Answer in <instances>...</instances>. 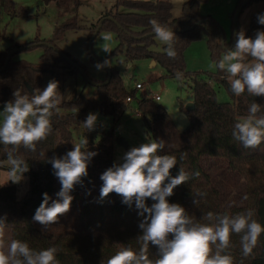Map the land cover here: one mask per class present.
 <instances>
[{
    "label": "trees",
    "instance_id": "trees-1",
    "mask_svg": "<svg viewBox=\"0 0 264 264\" xmlns=\"http://www.w3.org/2000/svg\"><path fill=\"white\" fill-rule=\"evenodd\" d=\"M244 1H238L236 13ZM252 1L262 2L264 6V0ZM208 2L209 0H185L182 15L175 18L170 0H117L115 13L103 21L102 26L93 25L90 37L94 42L97 30L100 28V33L106 21H110L109 30L119 34L121 46H126L127 49L132 43L139 44L155 37L149 23L151 19L158 20L174 32L176 37L174 48L177 52L174 60L167 56L166 51L159 55L145 53V56L155 59L171 77L176 78L177 72L182 73L183 78L178 80L179 82L186 79L192 81L194 108L188 110L181 105V110L185 111L189 119V126L185 130H180L165 107L152 97L145 96L139 99L137 104V112L151 141L162 139L166 143L160 154L177 157V165L170 170V176H177L182 167L190 177L185 184L174 189V194L168 201L180 204L195 221L205 222L201 218L209 211L231 217L251 210L253 218L264 226V143L257 149H245L232 137L234 123L241 116L247 115L251 103L254 101L258 103V97L249 96L247 92L239 97L234 96L225 74L219 69L215 73H209L206 79L200 78L198 72L187 70L186 53L191 45L201 41L204 35L213 62L222 57L225 48L230 49L229 46L233 48L236 43L234 39L238 33L239 20L237 33L234 20L232 40L227 41L220 24L201 11L202 6ZM121 7L130 11L120 12ZM261 13H264V8L253 15L248 36L250 34L255 36L258 30L264 31V26L257 21V16ZM79 28L76 15L57 27L51 39L35 45L34 47L43 48L41 63L32 64L25 60H15L13 56L8 68L4 72L0 71V105L4 106L6 102L13 100V92L16 89L21 90L22 94L31 95L34 89L43 90L50 80H55L58 82L59 92L62 73L70 75L82 73L81 71L86 73L82 64L59 50L56 45L67 30ZM4 37L5 33L0 30V41ZM220 41L223 44H220ZM9 53L7 50H0V70L4 67ZM127 54L133 59L142 56L130 52ZM84 72L82 74H85ZM109 74L110 82L97 87L98 99L90 100L82 93L74 101L62 102L59 105L60 111L53 117V131L46 140L37 144L36 151H26L21 146L14 154L24 160L29 167V171L24 173L29 177L26 195L19 200L15 185L0 187V218L6 217L5 228L11 230L12 239L24 241L36 251L55 247L59 264H107V260L124 247H131L136 252L140 249L136 239L142 234L138 227L142 218L138 216L135 205L129 208L122 203V197L115 193L109 194L103 200L100 199L102 186L100 176L116 163V144L119 137L112 129L102 140L96 141L92 131H87L82 125L92 110L103 116L117 118L119 109L125 104L126 99L133 100L135 97L136 92L126 88L118 72L110 69L108 76ZM86 77L92 80L89 75ZM213 83L226 90L230 97L229 102L219 101ZM74 127L83 128L84 137L88 140L87 150L97 152L98 155L89 163L88 176L84 178L83 186L76 185L70 193L74 197L70 210H75L73 214L78 223L77 229L54 237L41 231L33 216L42 203L44 193L51 197L49 206L57 199L56 193L60 191L61 185L53 175L52 165L48 161L53 157H63L73 149ZM184 152H187V156L181 160V154ZM6 161L7 147L0 145V168ZM217 169L239 176L245 181L247 197L245 205L223 206L221 191L213 177V172ZM197 172L199 176L195 175ZM198 192L206 195L197 197ZM193 198L199 199L200 203L194 206ZM152 203L150 199L147 201L148 206ZM239 241L240 237L233 233L227 252L232 256L233 264H264V233L261 234L252 255L247 258L242 255ZM148 255L155 261L158 258L157 248L150 244Z\"/></svg>",
    "mask_w": 264,
    "mask_h": 264
},
{
    "label": "clouds",
    "instance_id": "clouds-1",
    "mask_svg": "<svg viewBox=\"0 0 264 264\" xmlns=\"http://www.w3.org/2000/svg\"><path fill=\"white\" fill-rule=\"evenodd\" d=\"M257 21L264 26V13L257 16ZM149 23L155 38L167 45V56L174 60L177 56L174 32L156 19ZM103 39L111 41L112 36L106 34ZM103 51L109 52L107 43ZM106 66H109L108 60L95 65L97 70ZM214 67L225 74L234 96L247 92L252 97H264V31L258 30L255 39L246 38L244 31H239L234 47L225 48ZM182 78L183 74L177 72L176 79ZM58 87L57 81L50 80L43 90L34 89L31 95L16 89L14 99L6 102L0 112V145L7 147V161L11 166L8 176L14 184L21 182L24 173L29 171L27 163L14 154L21 146L26 151L35 152L37 144L46 140L53 131V117L60 111L62 100ZM262 108L264 106L252 102L247 115L234 123L232 137L245 149H257L264 143ZM97 119L98 114L89 113L82 125L91 132ZM165 144L161 139L133 147L125 153L122 163H114L100 176V199L115 193L129 208L134 204L142 218L138 225L142 234L136 239L140 244L139 251L124 247L111 256L107 264H233L232 256L227 254L233 233L240 237L243 257L251 256L264 233V226L253 218L251 210L231 217L209 211L201 218L205 222H199L189 216L180 204L169 203L168 198L174 194V189L185 184L190 177L182 167L177 176H170V170L177 165V157L160 154ZM87 145L88 140L84 137L63 157H53L48 161L61 189L50 206L51 197L44 193L33 216L34 222L46 231L58 223L60 216L69 212L74 199L70 193L76 185L83 186V180L88 176L89 163L98 153L88 151ZM186 156L187 152H184L180 159ZM195 175L199 176V173ZM204 195L196 193L197 197ZM149 199L153 201L151 206L147 204ZM192 202L194 206L200 203L196 198ZM6 225V217L0 218V264H59L55 247L36 251L18 239L6 242L3 238ZM150 244L158 250L155 261L148 255Z\"/></svg>",
    "mask_w": 264,
    "mask_h": 264
},
{
    "label": "rangeland",
    "instance_id": "rangeland-1",
    "mask_svg": "<svg viewBox=\"0 0 264 264\" xmlns=\"http://www.w3.org/2000/svg\"><path fill=\"white\" fill-rule=\"evenodd\" d=\"M155 1V0H142ZM173 4L172 14L177 18L182 15L185 0H170ZM239 0H209L202 6V13L213 17L224 30L227 41L231 42L233 24L235 20L236 8ZM117 0H0V30L5 33V37L0 41V50L12 51L21 50L14 55L15 60H25L32 64L41 63L42 47H34L43 41L52 38L54 30L61 24L74 16H78L79 29H70L64 37L56 42L59 50L68 54L73 60L82 64L86 73L70 75L62 73L61 103L64 101H74L80 94L90 99L99 98L98 89L95 84L104 83L108 78V71L113 69L122 77L126 88L136 92L131 103L125 102L118 112V117L103 116L98 111L92 110L89 113L98 114L96 131L94 133L96 141L104 138L110 130H114L119 139H123L121 144L118 140L116 144V163L123 162V156L133 147L147 142H152L148 132L143 125L142 119L137 112L138 100L143 97H153L159 95V103L165 107L175 124L180 130H185L189 126V119L185 111L181 110V105L186 107L193 103L191 92L192 81L186 79L178 81L167 74V71L155 59L145 56V53L162 54L167 45L163 44L155 37L151 40L139 44L121 46L119 34L110 31V21H106L103 30L94 39L92 45L90 41V29L93 25H101L102 21L116 11ZM242 5V3H240ZM239 5V7L241 6ZM262 2L252 1L239 17V31H244L247 35L253 15L258 10H263ZM120 12L130 10L121 7ZM111 34V41H104L103 37ZM248 38L255 39L254 34L247 35ZM107 43L109 52L103 51ZM33 47V48H31ZM230 49L232 46H229ZM25 48V49H24ZM127 52L142 54L133 59L127 56ZM133 59V60H132ZM104 60L109 61V66L102 70L95 67ZM155 61V63H153ZM186 65L188 71L198 72L200 78H207L209 73H215L217 68L211 60L210 52L206 43V35L201 41L191 45L186 53ZM90 76L91 81L86 77ZM142 84L145 87L136 90V85ZM218 94L220 102H229L230 97L223 87L212 84ZM258 104L264 106V97L257 98ZM3 106L0 105V112ZM264 111V108H262ZM88 113V114H89ZM2 120V117H0ZM74 144L84 138L82 127L72 128ZM8 161L1 164L0 187L15 185L18 189L17 198L22 199L29 189V177L24 175V179L19 183H12L8 176L10 170ZM214 181L221 191L224 207L243 206L246 203L245 181L239 176L223 172L217 169L213 172ZM59 217L58 223L52 225L50 230H44L43 226L36 222L37 227L52 236L68 233L77 229L78 223L75 218V210ZM4 240L10 242L12 233L9 228L4 230Z\"/></svg>",
    "mask_w": 264,
    "mask_h": 264
},
{
    "label": "water",
    "instance_id": "water-1",
    "mask_svg": "<svg viewBox=\"0 0 264 264\" xmlns=\"http://www.w3.org/2000/svg\"><path fill=\"white\" fill-rule=\"evenodd\" d=\"M251 1H252V0H245L243 6H241V7L238 9L237 13H236V16H235V33H237V25H238V19H239V16H240L241 12L243 11L244 7H245L246 5H248ZM102 22H103V21H102ZM102 22H101V23H102ZM100 26H102V24H101ZM99 31H100V28L97 30V32H96V34H95V36H94V39H95L96 35L99 33ZM235 42H236V38L234 39V43H235ZM92 44H93V40L90 41V45H92ZM21 50H22V49H21ZM21 50H17V51H16V50H12V51H10V53H9L7 59H6V63H5V65H4V67L0 70L1 72H4V71L8 68V65H9V63H10L12 57H13L14 55H16V53L20 52ZM81 72L83 73V71H81ZM110 79H111V74H109L107 80H106L104 83L95 84V85H96L97 87L104 86V85H106V84H108V83L110 82ZM186 108H187L188 110H192V109L194 108V103H190V104H188V105L186 106ZM95 131H96V127H95V129L92 131V133L94 134ZM119 140H120V143H121V144L124 143V140H123V139L120 138Z\"/></svg>",
    "mask_w": 264,
    "mask_h": 264
},
{
    "label": "built area",
    "instance_id": "built-area-1",
    "mask_svg": "<svg viewBox=\"0 0 264 264\" xmlns=\"http://www.w3.org/2000/svg\"><path fill=\"white\" fill-rule=\"evenodd\" d=\"M144 87H145V86L142 85V84H137V85H136V90L143 89ZM152 98L155 99L157 102L161 101V97H160L159 95H154ZM132 101H133L132 98H127V99H126V102H127V103H131Z\"/></svg>",
    "mask_w": 264,
    "mask_h": 264
}]
</instances>
